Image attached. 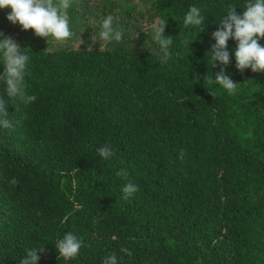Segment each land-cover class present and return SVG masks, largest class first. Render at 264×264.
<instances>
[{
	"label": "trees",
	"instance_id": "obj_1",
	"mask_svg": "<svg viewBox=\"0 0 264 264\" xmlns=\"http://www.w3.org/2000/svg\"><path fill=\"white\" fill-rule=\"evenodd\" d=\"M133 1L72 0L69 27L90 37L79 46L46 47L0 9V40L29 55L26 95L36 97L9 98L0 81L12 122L0 127V264L42 247L37 264L112 254L117 264H264V72L237 70L233 39L226 67H211L209 53L222 17L248 0ZM192 5L204 24L185 27ZM108 15L119 42L99 39ZM144 19L167 20V62L155 28L139 33ZM221 67L235 94L210 81ZM106 144L108 160L97 152ZM129 182L138 191L125 200ZM69 232L82 247L59 259L55 242Z\"/></svg>",
	"mask_w": 264,
	"mask_h": 264
},
{
	"label": "clouds",
	"instance_id": "obj_2",
	"mask_svg": "<svg viewBox=\"0 0 264 264\" xmlns=\"http://www.w3.org/2000/svg\"><path fill=\"white\" fill-rule=\"evenodd\" d=\"M72 0H0V9H11L7 19L12 24H19L23 31L33 30L37 37L47 38L51 36L57 42L67 41L72 32L69 27L68 9ZM236 7L228 9L225 16L219 22L217 31L213 33L215 40L211 51V67L219 65L227 66L230 63V53L227 50V43L230 39L236 41L235 49L236 68L240 72L250 68L252 72H264V46L260 40L264 39V0H248L244 6L242 15H237ZM114 18L106 16L101 24L99 39L105 42L122 40L123 31L114 27ZM205 18L201 15V10L192 5L184 16V26H200L204 24ZM167 20L160 19L158 27L153 33V40L159 46L161 63L167 62L170 58L169 47L173 42L172 37H165L164 31ZM2 35V34H0ZM80 43L82 41L80 40ZM0 57H2L3 74L0 81L5 85V92L9 98H18L24 103L35 101V96L26 95L25 75L29 55L10 37L0 40ZM210 81L219 85L230 95L235 94L238 85L225 73V68L221 67L216 73L215 80L210 77ZM210 95H212L209 92ZM6 102L0 98V127L5 129L12 127L9 119ZM100 157L105 160L115 155L111 145H103L97 149ZM182 155V154H181ZM119 177H127L124 169L117 173ZM15 185L17 181L13 178L10 181ZM138 191V186L129 182L122 188V198L127 200ZM82 247L81 240L76 235L69 232L62 239L55 242V248L59 259L71 260L79 255ZM122 252L131 255L128 249H121ZM44 252V247L31 249L27 252L20 264H37L40 256ZM102 264H117L115 254L104 258Z\"/></svg>",
	"mask_w": 264,
	"mask_h": 264
},
{
	"label": "rangeland",
	"instance_id": "obj_3",
	"mask_svg": "<svg viewBox=\"0 0 264 264\" xmlns=\"http://www.w3.org/2000/svg\"><path fill=\"white\" fill-rule=\"evenodd\" d=\"M138 1L140 0H135L133 1L134 4H136ZM141 25L143 28H141L139 30V33L141 32H144V31H148V30H151V29H154L155 28V23H151L150 20L146 22V20L144 19L143 21H141ZM19 26V29H21V26L18 24ZM71 32H72V36L67 40V41H64V42H57L55 41L51 36H49L47 38V40L45 38H41V37H37L34 33V31H32L31 33L32 34V39L35 40L36 42L38 43H41L43 44L44 46L46 47H55V46H58V45H66V44H70L72 43L73 45L75 46H79V45H85L89 38H88V35L89 33H87L85 30H72L70 29ZM138 33V34H139ZM17 37H21L20 35H16V38ZM97 36H92L91 38L94 40V38H96ZM20 39V38H17V40ZM80 40L82 41V43H80ZM145 40H148V39H145Z\"/></svg>",
	"mask_w": 264,
	"mask_h": 264
}]
</instances>
